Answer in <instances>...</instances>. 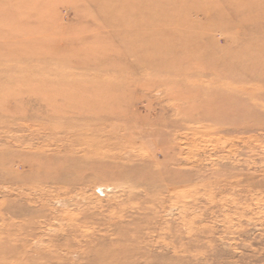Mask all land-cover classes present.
<instances>
[{"label":"rangeland","instance_id":"obj_1","mask_svg":"<svg viewBox=\"0 0 264 264\" xmlns=\"http://www.w3.org/2000/svg\"><path fill=\"white\" fill-rule=\"evenodd\" d=\"M260 51L264 0H0V264H264Z\"/></svg>","mask_w":264,"mask_h":264},{"label":"bare ground","instance_id":"obj_2","mask_svg":"<svg viewBox=\"0 0 264 264\" xmlns=\"http://www.w3.org/2000/svg\"><path fill=\"white\" fill-rule=\"evenodd\" d=\"M131 10H132V9H131ZM248 50H249V48H247V49L244 48V49H243V51H246V52L249 53L250 51H248ZM263 54H264V52H263V51H260V55H259V56H261V58H262V56H263V58H264V55H263ZM259 64H260V65H257V67H262V66H264V62H262L261 59H260ZM255 65H256V64H255Z\"/></svg>","mask_w":264,"mask_h":264}]
</instances>
